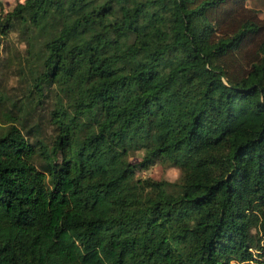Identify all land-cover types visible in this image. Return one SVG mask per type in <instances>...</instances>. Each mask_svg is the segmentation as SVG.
<instances>
[{"label":"trees","instance_id":"16d2710c","mask_svg":"<svg viewBox=\"0 0 264 264\" xmlns=\"http://www.w3.org/2000/svg\"><path fill=\"white\" fill-rule=\"evenodd\" d=\"M12 31L38 96L52 98L55 134L37 145L19 110L0 116V264H264L255 9L245 0L0 3V53ZM156 161L179 179L137 175Z\"/></svg>","mask_w":264,"mask_h":264},{"label":"rangeland","instance_id":"374dc122","mask_svg":"<svg viewBox=\"0 0 264 264\" xmlns=\"http://www.w3.org/2000/svg\"><path fill=\"white\" fill-rule=\"evenodd\" d=\"M17 1L22 0H0V3L7 10L11 9ZM245 4L255 9L259 17L264 18V0H245ZM25 49L26 43L16 31L10 32L4 40V46L0 53V116L10 109L13 112L19 110V126L30 141L39 140L37 145H40L43 140H50V137L55 134L54 126L48 119V110L51 108L52 98L47 99L44 96H38L33 85L35 74H29L24 60ZM13 53L22 59L20 67L18 62L12 60L11 54ZM142 154V150L135 151L129 160L138 162ZM35 162L39 167L45 166V162L39 153ZM174 170H179V168L162 161H156L147 169L138 171L137 175L173 181Z\"/></svg>","mask_w":264,"mask_h":264},{"label":"clouds","instance_id":"9594fccd","mask_svg":"<svg viewBox=\"0 0 264 264\" xmlns=\"http://www.w3.org/2000/svg\"><path fill=\"white\" fill-rule=\"evenodd\" d=\"M179 177H180L179 170H174V171H173V175H172V179H173V181L178 180Z\"/></svg>","mask_w":264,"mask_h":264}]
</instances>
